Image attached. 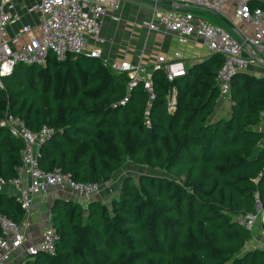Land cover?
Segmentation results:
<instances>
[{
    "label": "trees",
    "instance_id": "obj_1",
    "mask_svg": "<svg viewBox=\"0 0 264 264\" xmlns=\"http://www.w3.org/2000/svg\"><path fill=\"white\" fill-rule=\"evenodd\" d=\"M250 5L264 9V0ZM209 61L172 82L155 72L154 100L140 83L124 105L126 74L98 59L50 55L45 66H15L0 89V121L9 113L33 132L52 128L38 152L42 170L99 186L127 160L165 173L126 177L109 204L91 201L86 214L57 199L49 214L55 254L18 264H264V249L245 250L252 232L239 223L257 201L264 210V77L235 75L229 117L211 121L220 66ZM171 87L176 108L168 112ZM22 149L0 127L1 178L16 175ZM0 214L17 223L24 217L4 193Z\"/></svg>",
    "mask_w": 264,
    "mask_h": 264
},
{
    "label": "built area",
    "instance_id": "obj_2",
    "mask_svg": "<svg viewBox=\"0 0 264 264\" xmlns=\"http://www.w3.org/2000/svg\"><path fill=\"white\" fill-rule=\"evenodd\" d=\"M145 1L154 7L151 16L144 22L148 30L157 31L162 28L175 34L180 43L195 36L203 41L211 53L222 56V65L215 77L217 100L229 101L233 77L243 73L254 60V54L251 58L244 55V46L264 51V9L251 8V0ZM160 4H165L168 8L161 11L158 9ZM120 6L121 0H40L26 10L27 13H38V23L35 26L24 25L10 36L8 27L17 24L20 15L12 0H0V89L4 87V78L18 64L45 66L50 55L57 61H64L70 55H81L100 60L112 72L126 74V94L119 102L120 105L127 102L129 92L140 83L146 90L150 103L155 97L154 73L162 72L167 81L172 82L185 77L186 67L179 54L172 60L158 55L149 65L141 64V57L137 63L107 60L102 50L104 40L101 37V28L107 15L112 21H118L116 13ZM183 7L205 10L226 19L233 26L244 22L252 28V37L245 42L247 45L241 43L223 28L185 11ZM229 12L233 14L232 21L227 18ZM166 101L168 112H173L176 108L174 87L169 89ZM260 118L264 119V113L260 114ZM0 127L6 128L11 136L23 143L21 163L16 168V175L9 180L0 177V193L5 188L12 187L16 202L24 213L30 210L35 198L49 188H68L87 199L99 190L98 184L78 182L70 174L58 170L48 172L39 167L38 152L44 141L52 135V128L43 126L39 131L33 132L20 118L9 113L0 121ZM239 223L250 232L259 227L264 241V210H261L258 201L255 213L245 214L239 219ZM25 226L24 221L17 223L0 214V264L12 252L22 247L25 258L38 253L55 254L58 234L50 220L36 245L24 246L22 230Z\"/></svg>",
    "mask_w": 264,
    "mask_h": 264
},
{
    "label": "crops",
    "instance_id": "obj_3",
    "mask_svg": "<svg viewBox=\"0 0 264 264\" xmlns=\"http://www.w3.org/2000/svg\"><path fill=\"white\" fill-rule=\"evenodd\" d=\"M12 1L17 13L20 15V21L8 27L10 36L15 34L18 29L24 25L35 26L38 23V13H27L26 10L40 0ZM165 8H168L165 4H160L158 6V9L161 11ZM182 9L209 21L213 25L221 27L224 30L226 29V31L229 30L230 34L241 43H245L252 37V28L244 22H240L234 26L239 33V38L229 28L226 19L198 8L183 7ZM153 11V5L145 0H121V6L116 13L119 18L118 21H112L108 15L104 18L101 28V37L104 40L102 45L103 54L107 60L137 63L139 62V57H141L140 63L149 65L158 55L172 60L175 58L176 54H179L180 59L185 64L186 72L189 70L191 71L195 65L205 63L208 60L211 61L207 63V66L212 67L213 70H217V68L222 65V56L211 53L203 41L195 36L190 37L185 43H180L175 34L167 32L162 28H159L157 31L148 30L144 22L151 16ZM227 18L229 21L233 20L232 12L227 13ZM244 49V55L251 58L254 54V60L243 73L257 78L264 77V51L257 50L252 46L250 48L244 46ZM230 105V100H217L210 120L215 121L228 118L230 115ZM258 130L264 132V119L260 120ZM139 167L142 166H136L130 160H127L113 173L110 181L104 185H100L96 194L89 199L68 188H49L47 192L35 198L30 210L24 213L22 219V221L26 223V226L22 230L25 237L24 246L38 244L41 232L48 224L50 208L57 199L69 200L79 204L83 213L86 214L87 204L91 201L109 204L117 195L119 186L126 177L130 176L134 178V176L139 177L141 175V169L144 168ZM3 193L15 199L12 187L5 188ZM111 194H113V196ZM114 194L116 195L114 196ZM255 230L257 233L252 234V238L245 245V250L255 248L264 249V241L260 228L258 227ZM20 249H22L21 253L24 255V247ZM23 257L24 256L21 255L20 258ZM3 264H12L9 260V256L4 259Z\"/></svg>",
    "mask_w": 264,
    "mask_h": 264
},
{
    "label": "rangeland",
    "instance_id": "obj_4",
    "mask_svg": "<svg viewBox=\"0 0 264 264\" xmlns=\"http://www.w3.org/2000/svg\"><path fill=\"white\" fill-rule=\"evenodd\" d=\"M193 11H195V10H193ZM225 30H226V29H225ZM227 30H228V29H227ZM227 32L230 33L229 30H228ZM134 165H135V164H134ZM136 166H138V165H136ZM139 168H144V169H141V172H140L141 174L165 176V173H164V172H161V171H159V170H157V169H155V168L144 167V166L139 167ZM136 175H137V174H136ZM134 178H135V180L138 179L137 176H134ZM111 195L113 196V194H111ZM115 195H116V194H114V196H115ZM256 233H257L256 230H253V231H252V234H256ZM21 252H22V249H19V250L15 251V252H12V253L10 254V256H9V260L11 261L12 264H18L19 261H21V260L25 257V255H23ZM21 255L24 256V257H23V258H20Z\"/></svg>",
    "mask_w": 264,
    "mask_h": 264
},
{
    "label": "water",
    "instance_id": "obj_5",
    "mask_svg": "<svg viewBox=\"0 0 264 264\" xmlns=\"http://www.w3.org/2000/svg\"><path fill=\"white\" fill-rule=\"evenodd\" d=\"M229 28L240 38L239 33L237 32V30L234 28V26L230 23L227 22ZM247 45V43H245ZM248 46V45H247Z\"/></svg>",
    "mask_w": 264,
    "mask_h": 264
}]
</instances>
